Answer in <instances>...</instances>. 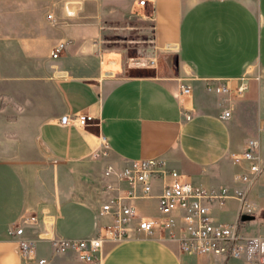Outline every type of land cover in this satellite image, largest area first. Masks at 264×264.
I'll return each mask as SVG.
<instances>
[{
	"label": "crops",
	"instance_id": "obj_1",
	"mask_svg": "<svg viewBox=\"0 0 264 264\" xmlns=\"http://www.w3.org/2000/svg\"><path fill=\"white\" fill-rule=\"evenodd\" d=\"M136 8L150 28L153 75L123 73L124 53L105 43V0H0V264H85L76 252H55L51 238L88 237L113 222L100 214L109 165L163 157L198 186L234 192L247 164L231 153L257 139L264 160V0H134L129 13ZM63 40L71 43L53 58ZM242 78L249 83L242 97L206 89L207 80L235 88ZM181 81L191 94L180 93ZM225 110L230 117H221ZM77 113L93 115V124L61 121ZM103 138L108 155L95 159ZM161 190L155 181L152 197L134 201L142 216H159ZM229 204L233 214L223 221L217 210ZM212 212L233 222L240 201L230 197ZM25 213L39 217L25 229L37 240L29 259L9 234ZM102 264L244 263L142 233L106 243Z\"/></svg>",
	"mask_w": 264,
	"mask_h": 264
},
{
	"label": "built area",
	"instance_id": "obj_2",
	"mask_svg": "<svg viewBox=\"0 0 264 264\" xmlns=\"http://www.w3.org/2000/svg\"><path fill=\"white\" fill-rule=\"evenodd\" d=\"M146 2L138 0L140 5H146ZM70 43L71 40L58 42L52 57L58 58ZM156 62L155 58H144L137 64L154 66ZM248 85V78H242L235 88L228 81L211 79L207 80L206 89L220 95L242 97ZM179 89L182 95L192 93L191 85L184 81L179 84ZM230 115L231 112L225 110L221 117L228 118ZM185 117L191 119L192 115L186 112ZM94 119L91 114L77 113L64 115L61 121L68 125L87 127ZM260 130L264 132V125ZM102 146L101 150L94 152L95 159L108 155L109 146L105 138L102 139ZM231 158L241 166L247 164L244 172L238 176L239 186L234 192L225 186H198L185 173L171 168L163 157L131 160L120 169L109 165L106 175L112 176L113 181L105 185L110 197L102 204L100 214L112 215L113 222L100 227L88 237L51 238L54 251H73L85 264H102L106 243L121 242L144 233L175 240L186 253L224 257L226 260L243 261L244 264H264V236L246 234L241 227V216L233 222L223 223L212 212L214 204L223 206L230 197L240 201V210L246 209L251 187L264 173V160L257 139L249 140L241 151L232 152ZM155 181L162 182V190L158 195L159 216L149 218L140 214L134 201L152 197ZM37 223L38 215L25 213L19 224L9 229V234L17 241L19 254L26 259L35 255L37 240L28 238L25 229L27 225ZM45 261L42 259L39 263Z\"/></svg>",
	"mask_w": 264,
	"mask_h": 264
},
{
	"label": "rangeland",
	"instance_id": "obj_3",
	"mask_svg": "<svg viewBox=\"0 0 264 264\" xmlns=\"http://www.w3.org/2000/svg\"><path fill=\"white\" fill-rule=\"evenodd\" d=\"M138 2V0H136ZM134 0H105V17L104 25L107 33H105V43L107 47L120 49L124 53L126 67L123 73L128 72L133 76L153 75L157 70V62L154 66H140V62L144 58H152L154 55L153 49L150 47L148 37V29L144 30L145 17L140 16L138 8L133 13H129ZM134 25V28H129L128 24ZM109 27V28H107ZM129 59V60H128ZM177 57L172 56L171 65H177ZM171 67V72L173 73ZM256 82L262 80V75L258 69L253 72ZM93 122L90 124L92 125ZM247 208L240 210L242 222V230L249 235L264 236V173L258 182L252 187L247 199ZM231 204L224 208H218L217 215L223 221L231 218ZM245 219H244V218Z\"/></svg>",
	"mask_w": 264,
	"mask_h": 264
},
{
	"label": "water",
	"instance_id": "obj_4",
	"mask_svg": "<svg viewBox=\"0 0 264 264\" xmlns=\"http://www.w3.org/2000/svg\"><path fill=\"white\" fill-rule=\"evenodd\" d=\"M244 218V217H243ZM245 219V218H244Z\"/></svg>",
	"mask_w": 264,
	"mask_h": 264
}]
</instances>
